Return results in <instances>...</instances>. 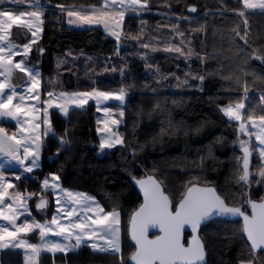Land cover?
I'll return each instance as SVG.
<instances>
[{
	"label": "snow or ice",
	"instance_id": "obj_1",
	"mask_svg": "<svg viewBox=\"0 0 264 264\" xmlns=\"http://www.w3.org/2000/svg\"><path fill=\"white\" fill-rule=\"evenodd\" d=\"M6 2L15 5L12 9L0 8V118H8L15 121L16 131L10 132L6 127L0 126V221H6L8 226L0 224V249H24L25 264H35L37 257L42 251L55 253H66L70 249L79 248L87 244L94 252L119 255L121 258L115 264H207L205 245L199 236L201 225L213 218L232 217L239 218L237 226L232 229L231 239L239 246V255L236 257V264H264V194L258 199L254 198L251 191L253 183L251 177L257 176L255 183L264 186V79L254 86L260 89L259 111L256 106H249V83L246 79L248 72L244 71L250 59L259 60L264 63V47H253L249 24L247 19L243 20V26H237L232 31L233 44L237 47V59L241 65L233 69L228 79L234 78L239 84L244 79L243 94L224 106H219L218 111L227 117L229 126L235 121L236 135L239 140V147L242 157H236L234 172L235 182L239 187V196L235 193L222 194L219 190L207 183H202V175H194L183 185L180 197L176 202L170 199L165 193L163 182L152 174L137 177L131 175V179L142 195V202L138 207L131 210L127 215V234L135 244V250L131 252L128 259L123 258L121 250L122 218L124 212L117 203L102 206L94 197L83 192H72L61 187V176L59 173H49L40 181V191L21 193L16 189L17 185L12 182L21 181L24 174L33 173L38 167L41 158L43 138L52 133L49 109L55 107L65 116L69 112V106L74 105L76 109H83L90 100L99 105L102 102L118 101L120 106L125 104L127 89L121 87L118 92L111 90H98L92 87L91 91H74L59 93V103L53 102V92H47L48 99L41 100V74L28 61L30 54L35 49L41 55L44 49L37 44L43 32L44 6L41 0H33L28 8L33 10H20V5L25 0H0V6ZM243 9H260L264 12V0H239ZM60 13L66 14L69 24L78 27L84 25H103L105 32L115 37L117 41V55L121 40V25L126 21V13H142L151 10L149 0H97V6L90 9L76 8L57 4L55 6ZM170 11V8H169ZM189 13H196V6H189ZM238 17H245L246 12L240 10ZM63 16L58 19H62ZM185 19H187L185 17ZM179 22V19L178 21ZM143 25V22H141ZM16 26L19 29H26L31 34L26 37L27 42L22 45L12 42V29ZM176 35L180 38V45L166 41L163 51L166 53H179L185 59L194 55L193 48L184 45L185 33L174 27ZM195 31H205L203 26ZM143 32V27H141ZM126 39L134 40L141 48H149L148 43L143 42L140 36L125 35ZM237 39L242 44L237 43ZM185 47L187 50L185 51ZM157 51L156 47H152ZM18 57V59H15ZM142 59L145 57L142 56ZM198 58L203 63L208 58L206 49L204 55ZM148 66V65H146ZM18 70L27 77L23 92H18L17 85L12 83L13 73ZM104 71L116 72V67L105 68ZM121 75L124 69H120ZM174 75V74H173ZM192 80L204 81L203 75L191 74V69L185 73V80L182 82L188 85V77ZM177 79H179L177 77ZM49 83H52L51 81ZM35 100L36 104L26 103ZM43 104V108L38 105ZM102 111L111 116L113 109L103 107ZM124 118V110L121 107L116 119L99 121L102 127L96 131L101 135L99 149L109 150L120 146L125 150H131L135 160L137 152L143 149H136L126 143L125 138L118 131L119 125ZM43 126V127H42ZM169 129L162 125L161 136ZM67 130L65 136L60 137L57 155L60 150L66 148L68 140ZM247 136L248 140L240 139ZM255 137L256 143H251ZM253 153L258 154V161L255 164V173L250 170ZM15 163L19 166V173H13L12 177L5 174V165ZM203 166V164H202ZM51 189L55 196L56 208L51 221L45 220L40 223L35 219L17 223L21 216H31L29 201L36 198L37 211L43 212L48 205V199L44 194ZM58 190V193H57ZM67 198V199H66ZM72 205L69 210L68 205ZM119 208V210H118ZM250 209V212H249ZM79 210V211H78ZM88 213H92L91 216ZM61 214L67 218V223L61 222ZM39 230L40 243H31L26 237L29 233ZM150 229H157L158 234L150 238ZM185 229L191 230V237L184 242ZM62 237L65 241L75 240V244H64L47 240L48 235ZM103 241V244L99 243Z\"/></svg>",
	"mask_w": 264,
	"mask_h": 264
},
{
	"label": "trees",
	"instance_id": "obj_2",
	"mask_svg": "<svg viewBox=\"0 0 264 264\" xmlns=\"http://www.w3.org/2000/svg\"><path fill=\"white\" fill-rule=\"evenodd\" d=\"M149 3L150 11L183 19L186 17L191 21L197 18L195 21L199 25L194 29L202 26L205 29L195 31L200 36L195 47L206 49L208 53L205 62L195 67L197 75L205 77L202 91L193 88L177 95L162 90L160 95L135 93L129 98L125 123L120 131L127 144L143 149L137 152L135 160L131 150L121 147L107 152L102 158L97 157L95 113L90 107L85 111L73 110L66 120L53 112L52 136L44 141L40 170L33 173L41 179L49 173H59L63 188L89 194L108 210L114 202L117 203L124 212L122 254L126 260L134 251L126 230L127 215L141 203L131 175H154L163 182L165 193L173 202L179 199L183 185L194 175H202V183L217 188L222 194L235 193L239 196L240 187L233 175L236 157L242 156L236 149V125L232 123L229 126L217 105H227L230 99L234 102L243 94L244 79L239 84L234 78L228 79L233 69L242 63L237 59V47L231 37L234 28L238 25L242 28L243 19L237 14H216L215 11H240L243 7L238 0H149ZM41 4L45 12L40 47L45 51L39 59L44 74L51 75L55 69V56L68 51L106 60L113 63L116 69L132 63L128 58H119L123 52L118 50L117 55V41L108 37L102 29H70L64 23L66 14L55 7L62 4L90 9L97 6V0H41ZM193 5L197 7V12L190 16L187 9ZM61 16L63 18L58 19ZM162 19L166 18L153 14L128 16L122 28L136 29L141 22L154 24ZM247 21L253 47H264V13H249ZM218 29L220 33L215 32ZM202 35L204 42L200 40ZM237 43L243 42L237 39ZM157 63L164 74L177 71L175 61L169 58L159 57ZM244 71L248 72L249 106H256L259 111L260 89L254 83L259 84L264 79V63L250 59ZM66 78L72 80L71 76ZM162 125L165 129L170 128L163 136ZM66 130L68 145L57 155L59 139L65 136ZM251 161V165L255 166L258 161L256 153H253ZM21 189L24 190L23 187ZM251 191L258 199L264 194V186L255 188L253 182ZM236 226V221L217 220L202 227L200 238L205 245L207 264H236L240 246L231 239L232 229ZM188 237L185 236V243ZM120 258L119 255L94 253L83 246L66 255H44L41 264H115ZM0 264H22V255L1 252Z\"/></svg>",
	"mask_w": 264,
	"mask_h": 264
},
{
	"label": "rangeland",
	"instance_id": "obj_3",
	"mask_svg": "<svg viewBox=\"0 0 264 264\" xmlns=\"http://www.w3.org/2000/svg\"><path fill=\"white\" fill-rule=\"evenodd\" d=\"M29 3H31V1H25L24 4L20 5V10H24L25 8H28ZM15 7L16 6L11 4L10 2H6L4 5L0 6V8H3V9H12ZM28 10H33V9L28 8ZM241 10H244L246 12V16L242 18L243 20L247 19V14L249 13L250 14L264 13L260 9H243L242 8ZM237 12L238 11H235V10L215 11L216 14H221V13L236 14ZM144 14L158 15L159 17H163V18L165 17L166 19L159 20L158 22L154 24H144V23L143 25L139 24L137 25V27H135L136 29L127 27V29L124 30L122 28L124 26V23L121 25L120 31H121L122 42L119 46L120 48L119 51L120 52L122 51L123 53L122 55L120 54L119 58L121 59L122 57L124 58V60L128 58L132 63L129 65L123 64L114 73L111 71H104L105 68L111 69L114 65L113 63L107 62L106 60H102V59L99 60V58H95V57L89 56L84 53H73L72 51H68L64 55L55 56L54 72L51 75L49 74L46 75L42 72V69L40 68V63H41V60L39 59L40 53L37 49H35V46H34V51L30 54L28 63L31 66L35 67L41 74V77H40L41 78V100L48 99L47 92L51 91L53 92V98H52L53 102L59 103L61 101L58 99V96H59V93L61 92L71 93L74 91H91L92 87H96L98 90H111L115 92H118L121 87L126 88L128 94L126 96L127 101L125 102V105H127L129 98L133 96L135 93L145 94V95L146 94L147 95L148 94L149 95L151 94L160 95L162 93V90L164 91L167 90L168 93H174V94L179 95V94H182V92H186V91L188 92L193 88H196L197 90L202 91L203 82H201L199 79L192 80L191 76L188 77V85L182 84V82L185 80V73L188 72L189 69H191V74L197 75L195 67L196 65H200L202 63L200 59L198 58V56L204 55V49L199 50L197 47H195L196 40L198 39V37H200L198 35L199 32H195L196 29H194V26L199 25L195 21L197 18L196 19L194 18L191 21L189 19H183L175 15H167V14L156 12V11H146V12H142L139 14L126 13V18L128 16L138 17ZM42 19L44 21V17ZM66 19H67L66 23L67 25H69L67 16H66ZM178 19H179V22H177ZM186 23H188L189 25H186ZM141 27H143V32H141ZM174 27L178 28L180 32H184L186 34L184 37V45L192 47L194 52L198 55H194L190 59L186 60L185 57L181 56L179 53H175V52L166 53L163 51V48L166 46V43H165L166 41H171L175 45H180V38L176 35L174 31ZM93 28L102 29L103 32L108 37L116 41L115 37L110 36L105 32L103 25H98V26L94 25ZM196 28L198 29L200 27H196ZM11 31H12V36L10 37V39L15 44L22 45L23 43L27 42L26 37L30 38L31 36V34L28 33L26 29H19L16 26H14ZM215 32L220 33V30L218 29ZM224 32L226 31H223L222 33ZM42 33H41L40 38L37 41V44L39 45V47H40V39L42 38ZM126 34H130L131 36H140L143 42L148 43L150 47L149 48L139 47L136 41L126 39L125 38ZM200 40L204 42L205 37L202 35ZM152 47H156L158 50L153 51ZM184 50L186 51L187 47H185ZM142 56H144L145 58L142 59L141 58ZM159 57L169 58L171 61H175L177 71L173 73L174 75L164 74L161 72L158 66V63H157V58ZM15 59H18V57H16ZM119 62L123 63L122 60H120ZM121 68L124 69L123 76L121 75V72H120ZM67 76H71L72 80L69 81V79L66 78ZM177 77L179 79H177ZM0 79H3V77H0ZM26 81H27V77L24 76L23 73H20L18 70H16L13 73L12 83L17 85L16 90L18 92L24 91ZM50 81L52 83H49ZM110 86H113L114 88H108ZM26 103L36 104L37 102L35 100H32V101H26ZM38 106L43 108L44 105L41 103ZM105 106L113 109V113L111 116H107L102 111V108ZM89 107L95 113V116H94L95 124H96L95 129H97V127H102V124L98 123L99 121H103L106 119H109V120L116 119L118 117L119 111L121 110V107L119 106L118 101L102 102V104L99 105V107L101 108V111H97L98 105L94 100H90L89 103L85 105L82 110L76 109L74 105H70L69 112L66 116L62 114L59 111V109L53 107L49 109V113H50L49 119L51 121V126H52V113L53 112H56L62 119L66 120L69 114L73 110L85 111ZM125 108L126 106L123 107L124 118L118 128V131L120 134H121L120 130L124 126L125 119H126L127 111ZM225 118L227 119V117ZM232 123L235 124L236 127H238V124L235 121H233ZM0 126L6 127L10 132L16 131L15 121H11L8 118H0ZM96 134H97V139H98V143L96 144L97 157L102 158L107 154V152L113 151L117 149L118 147H120V146H117L109 150L101 151L99 149V142H100L102 134L98 135L97 131H96ZM51 136H52V133H49L47 136L43 138L42 148L44 145V141L50 138ZM240 139L248 140V137L241 136ZM236 140H237L236 149L239 152H241L240 147H239V140L237 139V135H236ZM251 143L253 144L256 143L255 137H252ZM41 154H42V150H41ZM239 157H242V156H239ZM0 163H3L2 159H0ZM40 168H41V158L38 162V167L34 169L33 173L39 171ZM4 170H5V174L11 178L13 173H19V166L16 165L15 163L6 164ZM250 170L253 171V173H255L256 171L253 165H251ZM33 173L24 174V178H22L21 181H15L13 178L12 182L17 185V188L10 189L9 192L11 193L15 190H19L21 193L40 191V187H39L40 181H42L45 177H48L49 179L50 177L45 176L43 179H41V178H37L35 175H33ZM251 179H253L252 181L255 184V188H261L260 185H257L255 183V180L258 179L257 176L253 175ZM21 187H23L24 190L21 189ZM65 190L72 191L74 193L80 192V191H74V190H69V189H65ZM57 193H58V190H57ZM44 194L46 195V198L48 199V205H47V208L44 210V212L41 214H38L37 209H36L37 201H36V198H34L33 200L29 201V208L31 211V216H28L27 214H25L24 216L20 217V220H18L17 223L23 222L24 219H28L29 221H31L32 219H35L36 221L40 223H44L45 220L49 222L51 221L53 212L55 211V208H56L55 196L52 194L51 189L46 190ZM71 207L72 205L69 204L68 205L69 210L71 209ZM88 215L91 216L92 213H88ZM61 222L67 223V218L63 217V214H61ZM0 224L8 226L11 229V226L8 225L6 221H0ZM26 238L31 243L41 242L39 238L38 229L32 233H29ZM47 240L60 242L64 244H75L74 239H71L70 241H65L63 240L62 237H56L51 234L48 235ZM99 243L103 244V241H99ZM122 245H123V234L121 232V250H122ZM83 246L88 247L87 244H82L79 248L70 249L66 253L58 252L55 254L51 252L42 251L40 256L37 257L35 264H41V257L44 255H50V256H57L59 254L66 255L70 253L71 251L82 248ZM88 248L92 252H94L90 247ZM1 252L20 253L22 255V264H25L24 249H0V253ZM94 253H99V252H94Z\"/></svg>",
	"mask_w": 264,
	"mask_h": 264
},
{
	"label": "water",
	"instance_id": "obj_4",
	"mask_svg": "<svg viewBox=\"0 0 264 264\" xmlns=\"http://www.w3.org/2000/svg\"><path fill=\"white\" fill-rule=\"evenodd\" d=\"M188 12V11H187ZM188 14L190 15V16H194L195 15V13H189L188 12ZM127 101V97H125V102ZM120 106V105H119ZM126 105L124 104L123 106H120V107H125ZM242 152V151H241ZM242 155H243V153H242ZM156 178V177H155ZM132 185H133V187L135 188V190L137 191V193H138V195L140 196V198H141V202H142V195L140 194V192H139V189L137 188V186L134 184V182L132 181ZM38 212V214H41V213H43V212H41V211H37ZM249 212H250V209H249ZM239 218H232V217H223V218H213V219H211L210 221H208V222H205V223H203L202 225H201V228H200V230H199V236H200V231H201V229H202V227H204V226H206V225H208V224H210V223H212V222H214V221H217V220H223V221H230V222H235V221H237ZM158 234V230L157 229H150V231H149V236H150V238H154V236L155 235H157ZM186 235H188L189 237L187 238V240L191 237V230L190 229H185V233H184V237H183V239H184V242H185V236ZM129 237V236H128ZM187 240H186V242H187ZM129 241H130V243L132 244V246L134 247V250H135V244H134V242L133 241H131L130 240V237H129ZM201 241H202V239H201ZM202 243H203V241H202ZM185 246H187V243H185ZM206 252V251H205ZM206 261H207V254H206ZM129 264H131V262H129Z\"/></svg>",
	"mask_w": 264,
	"mask_h": 264
},
{
	"label": "crops",
	"instance_id": "obj_5",
	"mask_svg": "<svg viewBox=\"0 0 264 264\" xmlns=\"http://www.w3.org/2000/svg\"><path fill=\"white\" fill-rule=\"evenodd\" d=\"M67 19H66V15H65V19H64V23L66 26H68V28L70 29H75V30H88V29H91L93 28V26L89 27L88 25H84L83 27H78L77 25L75 24H69L67 25Z\"/></svg>",
	"mask_w": 264,
	"mask_h": 264
}]
</instances>
